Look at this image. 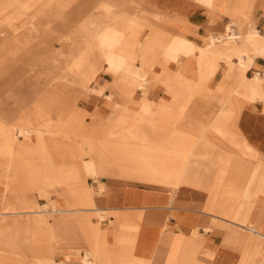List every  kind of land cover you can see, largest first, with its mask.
Here are the masks:
<instances>
[{"label": "rangeland", "instance_id": "rangeland-1", "mask_svg": "<svg viewBox=\"0 0 264 264\" xmlns=\"http://www.w3.org/2000/svg\"><path fill=\"white\" fill-rule=\"evenodd\" d=\"M145 2L146 0H0V123L5 121L15 127L24 126L18 121L19 118L29 115L44 117L49 112L57 127L48 130L24 126L27 128L24 135H20L18 129H15V137L18 139H24L30 134L27 141L23 140L25 146L20 150L22 164L25 166L21 174L34 183L33 186L29 185L27 179H21L13 185L11 176L15 173L17 163L15 157H12L13 160L8 157L12 147L8 145L9 140L0 129V264H48L50 258L55 259L57 264H81L83 254L90 250L84 239L73 233L76 229L88 227L87 224H80L81 218L91 216L94 222L102 225L106 221L111 224V216L118 218V215L106 211H75L94 207L82 205L77 191L64 182L67 180H63L64 173L66 175L78 170L85 164L94 165L95 159L87 157L86 148L82 144L94 128L105 132L98 135L97 141H101L99 139L103 137L110 143L125 142L126 146L158 147L152 138L157 134V121L162 119L164 126L168 128L163 133L177 137L178 142L191 143L190 146H185L187 150H194L189 157L190 163L196 160L201 166L196 172H186L179 186H158L176 193L182 188H191L207 197L206 212L214 222L220 219L236 223L241 231L252 225L254 229L264 233L261 225L264 217L256 216L257 208L264 198L258 187L264 162L245 154L246 152L234 157V142L237 143V148L241 146L238 143H242V135L235 130L238 121L234 125L235 137L228 128L234 111L229 120L220 125V133L218 123H214L215 113L211 112L220 105L215 102L216 99L226 101L237 90L241 77L234 79V76L224 75L217 70L203 79L201 72L187 64V61L181 60L180 64L167 62L164 52L158 49L148 51L144 58L143 53L130 44L135 41L152 43L147 42V39L153 33L166 35L171 41L189 32L183 14L177 12L176 20L173 21L177 25L174 28L168 20L171 17L166 15V20L157 19V14L148 6L151 3L147 2V5ZM152 5L155 10L165 12L157 9L155 4ZM234 5L237 7L235 16H230L223 10H206L228 19L224 25L226 27L234 20L236 24L233 36L248 32L249 28L243 24L246 16L256 28H252V31L257 30L264 37L258 19H255L257 0L217 2V7L225 10ZM88 21L86 26L84 23ZM106 34L117 42L116 48L111 51L118 54L117 57H121L125 64L128 63L131 72H139L138 80L144 84L142 91H136L131 86L130 79L124 80L121 73L110 70L102 63L103 56L110 54V50H98L97 46L96 51L93 49L95 41ZM158 37L162 42L161 37ZM189 40L200 47L206 43L205 39L202 45ZM81 53L94 54L98 58L90 57L79 70L72 62ZM256 58L253 56L248 59L246 77H249L248 73L254 67ZM127 73L129 71L126 70L124 74ZM90 74L98 75V78L88 77ZM103 76L111 80L103 83ZM218 76H221L220 81L216 80ZM40 85L52 91V96L46 91H39ZM158 89L165 93L166 99L160 100L162 92ZM106 91L110 94L105 95ZM84 92L94 94L85 96ZM209 95L219 98H206ZM104 102L111 109L109 115L102 114ZM142 105L148 109L143 110ZM206 106L209 107L205 108ZM164 107H168L172 114H160L158 110ZM85 111L93 112L87 114ZM99 111L101 115L97 123L95 120ZM78 115L83 125H75L70 120ZM175 120L179 122L173 124ZM49 131L53 136L58 134L65 142L74 140L83 149V158L79 159L82 161L56 162L52 155L38 150L37 139L46 136ZM117 132H121L122 136H118ZM201 132H207L210 136L198 144L197 134ZM94 134L92 136H96ZM201 144L204 146L200 147ZM159 147L169 149L178 146L170 144ZM199 148L204 151L201 152L203 154L200 159L194 154ZM108 177L110 176L88 174L85 176L86 187L98 197L104 195L105 187L123 183L122 180ZM150 185L152 184L146 186ZM245 191L251 192L250 199L243 196ZM205 201L206 198L201 199L197 207L202 206ZM30 203H36L51 213L27 214ZM57 210L69 212L58 213ZM39 216L46 218L47 223L42 225L38 220H33ZM210 230L211 228L207 232ZM246 234L250 241L242 264H248L251 256L261 259L262 254L255 252L256 245L264 252V238L251 231ZM133 250V247L126 249L124 255L129 258L124 259L135 264H155V258H134ZM213 255V252H208L204 264H210ZM67 258L70 261L64 263ZM92 260L96 261L94 257ZM166 261L164 259L162 262L166 264Z\"/></svg>", "mask_w": 264, "mask_h": 264}, {"label": "crops", "instance_id": "crops-1", "mask_svg": "<svg viewBox=\"0 0 264 264\" xmlns=\"http://www.w3.org/2000/svg\"><path fill=\"white\" fill-rule=\"evenodd\" d=\"M147 2L151 4L148 5L149 3ZM217 2L218 0H146L145 3H147L155 15L157 14L156 17L159 20H166L165 16L167 15L171 17L168 20L173 24V21L176 20L177 12L183 14L188 23L189 32L187 35L182 32V35L171 39V41L168 40L166 35L159 33V35H156L153 33L152 36L147 39V42L151 41L152 43L135 41L130 45L133 46L134 49L137 48V50L142 52L144 58L148 51L158 49L164 52V58L167 62L180 64L182 63L181 60H185L187 64L195 67L201 72L203 79L216 73L217 70H220L224 75L234 76V79L241 77L238 88L244 80V75L237 69L239 63L238 55L245 53L248 59H252L253 56L257 57L254 67L248 73L249 78L252 77L255 72H259L261 76H264V49L257 51L247 41V37L250 35L249 30L243 35L238 34L237 36H233V28L236 24L234 20L229 22L226 27L224 25L228 22V19H223V17H218L211 11H207L223 10L230 16L236 15L237 7L235 5L229 6L225 10L219 6L217 7ZM152 4H155L157 9L165 10V12L155 10ZM189 5L194 8H190ZM221 5L222 4H220V6ZM255 19H258L261 33L264 35V0H257ZM243 24L245 26L251 25L253 29L255 28L246 16L244 17ZM176 25V23L173 24L174 28H176ZM228 26H230V30H227ZM208 33H213L214 35L219 34V36L226 34L227 37L231 38L229 41H234L235 38L234 43L229 42L227 45H222V48L218 49H224L229 54L230 59L226 60L223 57H217L216 59L213 57L199 58V52L207 48L206 43L205 46L200 47L192 43L189 39L202 45L204 44L203 39L208 36ZM158 36L161 37L162 42L158 40ZM163 40L166 41L163 42ZM126 45L128 46L129 44H124V46ZM93 49L96 51V45ZM99 49L100 48H98V50ZM112 51V59H108V57L105 58L110 55L106 54V56H103L102 63H105L109 68V60H113L116 64L129 71L127 74L122 73L123 79H130L131 86L137 89L136 91H142V89H144V84L138 80L137 76H139V72L137 70L131 72L128 68V63L125 64L121 57L118 58V54L116 55ZM90 57L95 59L98 58L94 54L81 53L80 57L73 59L72 65L83 67ZM79 60H81V62ZM95 65L97 66V63ZM202 68H206V70L202 71ZM88 77L94 79L98 78V75H89ZM220 77L221 76H218L216 80L220 81ZM109 80L111 79L104 77L103 83H108ZM218 81L216 83H218ZM41 88L44 90H41ZM38 89L39 91L50 93L51 96L53 94L51 93L52 91L45 89L41 85ZM158 90L162 92L160 100L166 99L165 93L161 89ZM237 90L232 92L226 101L216 99L219 98L218 96H206V98L216 99L215 102L220 104L216 107L217 110L215 108L211 111L215 113L214 123L215 125L218 123L217 128L220 133V125L229 120L230 115L234 111L233 120L228 124V128L233 132L235 137L234 125L235 122L238 121L235 130L242 135V143H238L239 145L241 144L240 148H237V143L234 142V157L237 154L246 152L245 154L254 156L264 162V88L262 90V95H258L257 102L239 97L236 94ZM84 93H86L85 96L94 94H90L89 92ZM106 94L109 95L110 92L106 91L105 95ZM105 95H103L104 98ZM208 107L206 106L205 108ZM142 109L147 110L148 107L142 105ZM101 110L102 114L105 113L109 115L111 113V109L106 106V102H104ZM169 110L168 107H164L159 109L158 112L163 115L172 114ZM85 112L90 114L93 111ZM97 115L95 121L98 123L101 111L97 112ZM78 116L76 118L71 117L70 120H72L75 125H83L81 117ZM18 121H21L24 126L33 127V129L37 127L48 130L51 128L57 129L49 112H46L44 117L29 115L19 118ZM158 121L156 124L157 134L152 138V141L158 147L144 145H139L138 147L126 146L125 142L110 143L105 141L103 137L99 139L101 141H97L98 135H103L105 132L99 128H94V131L92 130L82 143L86 148L87 157L95 159L94 165L87 166V164H85L78 170L68 172L66 175L64 173L63 180L67 178L64 182L77 191V196L82 201V205L85 204L84 206L94 207L93 209H78L75 211H95L97 213L106 211L118 215V218L111 216V224L106 221L102 225L99 222H94L91 216L81 218L80 224H87L88 227L83 230L73 229V233L82 237L85 241V245L90 246V250L83 254L81 264H83L82 261L85 259H88V261L93 264H135L132 261L124 259L129 258L124 255V251L132 247L134 248V258H155V264H164L162 262L164 259L167 260L166 264H204L206 255L210 251L214 254L210 264H242L244 252L250 241V237L246 233L251 231L258 236L261 235L260 237L262 238H264V233H260L257 229H254L252 225L245 227L249 231L245 229L241 231L239 230V225L236 223L231 224L229 221L220 219H216L214 222L212 217L206 212L207 197L197 191H193L191 188H182L176 193L169 188H160L158 186L164 184L179 186L186 172H196L199 166H201L196 160L190 163L189 157L191 153L193 154L194 150H187L185 146H190L191 143L178 142L177 137H170L167 132L164 134L163 130L168 128L164 126L163 119L160 120L161 123ZM177 122L179 121L175 120L173 124ZM24 126L15 127L12 124L5 123V121L0 123L1 133L9 140L8 145L12 147L10 148L8 157H15L17 163L14 171L15 173L11 176L13 185L21 179H27L26 176L21 174L25 166L22 164V152H20V150L25 146L23 140L27 141V137L30 136V134L25 136L24 139L15 137V129H18L20 135H24L21 133L22 130H27ZM93 134L96 136H92ZM117 134L118 136H122L121 132H117ZM197 135L199 136L196 140L198 144L202 143L203 140L210 136L207 132H201ZM37 143V149L52 155L56 162H60L61 160L76 162V160L83 158V149L81 150L74 140L65 142L58 134L57 136H53L50 131L46 136L38 138ZM170 144L178 147L169 149L159 147L160 145L169 146ZM203 146L204 145L201 144L200 147ZM201 152L204 151L202 148H199L194 154L200 159L203 154ZM83 163H85V161H83ZM88 174L108 175L110 176L108 178H116L122 180L123 183H117L108 188L105 187L104 195L96 197L91 194V190L86 187L85 176ZM27 181L29 185L33 186L34 183L28 179ZM102 184L104 185L105 183L102 182ZM148 184L152 185L146 186ZM155 185H157V187H155ZM258 187L259 192L264 194V169L259 179ZM98 191L100 190L98 189ZM243 196L246 199H250L252 194L249 191H245ZM203 198H206V201L202 206L197 207ZM23 208L26 207L23 206ZM28 210L30 211L26 213L32 215L51 213L46 212L43 207H40L36 203H30ZM72 211L74 212V210ZM57 212L67 213L69 211L57 210ZM256 212L257 217H264V198ZM99 217L102 218V215H99ZM63 218L64 217H62V219ZM34 219L38 220L42 225L47 223L46 218L42 216L33 218V220ZM261 225L264 229V218ZM209 228H211V230L207 232ZM112 240L113 242H111ZM254 248L255 252L262 254L261 259L251 256L250 260L247 262L248 264H259L258 261L260 262L264 257V252L263 250L260 251L261 247L259 245H256ZM92 257H94L96 261H93ZM69 261V258H67L64 263H68ZM47 263L57 264L58 262L50 258Z\"/></svg>", "mask_w": 264, "mask_h": 264}, {"label": "bare ground", "instance_id": "bare-ground-1", "mask_svg": "<svg viewBox=\"0 0 264 264\" xmlns=\"http://www.w3.org/2000/svg\"><path fill=\"white\" fill-rule=\"evenodd\" d=\"M202 4L206 5L205 3H202ZM88 23H89V21L84 23V24H86V26H87ZM247 27L249 28V31H250V35L247 37V41L255 48V50H257V51L263 50L264 49V38L260 35L259 31H257V30L252 31L251 25H248ZM230 29H231L230 26H228L227 30H230ZM204 39L206 41V47L207 48H206V50L199 52V58L213 57L216 59L217 57H223L226 60L230 59L229 54L224 49L223 50H218V49L222 48V45L223 46L227 45L229 42L234 43L235 38H234V41H229V39H231V38L227 37L226 34L222 35V36H216L213 33H208V36L206 38L204 37ZM218 44H220V45H218ZM95 45L97 46V48L103 49L105 52L106 51L108 52L110 49L112 50V48L117 46V42L110 35L106 34V35H104L103 38L96 40ZM111 50H110V52H111ZM107 57H108V59L109 58L112 59L111 53ZM107 57H105V58H107ZM238 58H239V63H238L237 69L240 73H242L244 75V80L241 83L240 87L238 88L236 94L239 97H242L244 99H247L250 101H256V100H258V98H257L258 95H262V90L264 88V77L261 76L259 74V72H255L252 79L249 77H246L245 71L248 68V58H247L245 53L239 54ZM79 61L81 62V60H79ZM23 64H26V62H24ZM109 64H110L109 69L113 70L117 73L122 74V73H125V71H126L123 67L116 64L113 60H109ZM77 67H79V66H77ZM77 69L80 70L81 67H79ZM205 70H206V68H202V71H205ZM41 90H44V89L41 88ZM21 133L24 134V133H27V131L22 130ZM260 251H261V248H260ZM96 255H97V253H96ZM82 262H83V264H93V263L89 262L88 259H85ZM258 263L264 264V257L260 262L258 261Z\"/></svg>", "mask_w": 264, "mask_h": 264}]
</instances>
